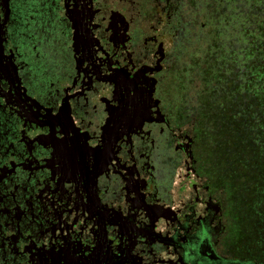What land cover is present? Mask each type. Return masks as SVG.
Here are the masks:
<instances>
[{
	"label": "flooded vegetation",
	"instance_id": "flooded-vegetation-1",
	"mask_svg": "<svg viewBox=\"0 0 264 264\" xmlns=\"http://www.w3.org/2000/svg\"><path fill=\"white\" fill-rule=\"evenodd\" d=\"M261 1L0 0V264H264Z\"/></svg>",
	"mask_w": 264,
	"mask_h": 264
},
{
	"label": "rangeland",
	"instance_id": "rangeland-1",
	"mask_svg": "<svg viewBox=\"0 0 264 264\" xmlns=\"http://www.w3.org/2000/svg\"><path fill=\"white\" fill-rule=\"evenodd\" d=\"M201 3H203V0L201 1L200 0V2H199V6H200V4ZM260 5H261V7H262V9H264V0L263 1H261L260 2ZM209 14H211V13H209ZM262 18H264V10H263V12H262ZM222 21V24H221V32L223 33L224 32V28H225V20L223 21V20H221ZM196 26H197V23H196ZM219 27H220V24H219ZM221 33V34H222ZM224 38V37H223ZM223 38L221 39V40H219L220 41V43H221V48L223 49V47H224V45H225V39L223 40ZM262 101H264V99H262Z\"/></svg>",
	"mask_w": 264,
	"mask_h": 264
}]
</instances>
